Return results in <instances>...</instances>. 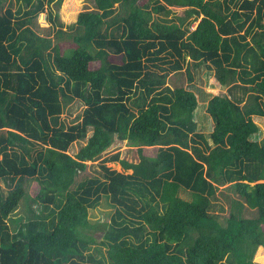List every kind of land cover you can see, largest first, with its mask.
<instances>
[{"label":"trees","instance_id":"obj_1","mask_svg":"<svg viewBox=\"0 0 264 264\" xmlns=\"http://www.w3.org/2000/svg\"><path fill=\"white\" fill-rule=\"evenodd\" d=\"M61 1L0 0V264H261L264 140L250 137L252 117L264 118V0H86L69 31ZM41 12L54 39L30 27ZM202 63L228 87L206 104L208 135L195 93L164 80L184 72L191 82ZM74 99L84 108L65 126ZM115 138L134 159L116 152L86 174ZM224 184L234 193L225 221L212 212ZM102 196L114 211L97 239L88 215ZM18 209L25 216L13 217ZM97 243L105 255H93Z\"/></svg>","mask_w":264,"mask_h":264},{"label":"rangeland","instance_id":"obj_2","mask_svg":"<svg viewBox=\"0 0 264 264\" xmlns=\"http://www.w3.org/2000/svg\"><path fill=\"white\" fill-rule=\"evenodd\" d=\"M145 0H139L138 4H143ZM66 0H62L60 3V6L57 12V16L59 20L62 23L61 28L65 31H69L68 25L75 24L77 21L78 14L84 10L91 9L92 4L90 1L86 0H69V5L67 9H65V13H71L69 15L64 14V7H66ZM52 6V5H51ZM53 8V6H52ZM184 8H173L174 13L177 15H181ZM119 10V7H117V11ZM118 13V12H117ZM161 15V14H160ZM163 16V15H162ZM173 14H170L167 16V18L172 17ZM33 23L30 24L31 29L36 33L37 36L42 37H49L51 39H54V34L56 33V25L52 26L49 21L45 19V12H41L38 14L36 18L33 19ZM196 25V22L192 24L191 28H194ZM51 26V27H50ZM60 26H57V28ZM69 29V30H68ZM60 44L63 48L70 46L73 42L71 41H65L60 40ZM118 59V58H117ZM96 63H92V66ZM97 65V64H96ZM193 79L191 82H188L187 75L184 72H180L178 74H172L171 72L168 73L164 80L167 85H170L171 87H174L175 85H183L186 88L192 90L197 99V105L195 112V120L197 123V130L200 132H203L205 135H208V133L211 132L212 128V121L211 119L207 118L208 115L205 113V107L208 103V100L211 98L214 94H226L228 87L227 86H218L217 83L213 80V70L209 69L207 67V64L202 63L199 66H192L190 67ZM84 108V104L78 100L74 99L69 101L63 108V112L60 116V120L65 124V126L70 125L71 123L75 122L78 119V116L81 114L82 110ZM255 124L258 126V132L253 134L250 138L252 140H264V118L261 117H252ZM263 119V120H262ZM263 122V123H261ZM91 131L88 132V136L90 135ZM86 143V139L74 142L69 150L67 151L69 154L74 155L78 149ZM131 147L128 145L127 140H119L117 138L114 139L113 143L102 153V155L96 159L95 161H87V168H86V174H96V172L99 170V163L102 162V159L106 156H110L116 152H119L120 158H126L128 160L134 159L132 157L131 153ZM134 150V149H133ZM156 152V149L153 147H146L143 150V154L147 156H153ZM136 155V154H135ZM137 156V155H136ZM135 156V157H136ZM106 165L110 167H114L118 170H121V167L117 161H109L106 163ZM130 173L131 171H127ZM2 186L3 182H0ZM250 185H253L251 183ZM228 186L227 184L219 185L218 189L216 191V198L213 199L214 208H212V212L216 214V212H219V207L221 206L223 208L221 214H218L219 217L223 219V217H227L230 210L233 209V206L231 207V204L229 203V200L232 199L234 193L229 191L228 188L225 189V187ZM25 187L27 188L28 192L31 195H34L38 190V184L33 180L30 179L26 182ZM6 191V190H4ZM222 193L228 194L230 197H225L222 195ZM179 195L182 198L188 199L189 195L188 193L181 189L179 192ZM114 211L113 204L110 203L109 199L106 196H102L99 204L95 207L89 210L88 218L92 224H94L95 227L91 229V232L93 235L99 239L101 230L103 229V224H106L110 220V216ZM235 211H239V214L242 217H253L256 214V211L254 209H250L246 206H240V208H235ZM14 216H25L24 209H18L17 212L13 215ZM93 246L97 247L98 250L93 251V255L100 257L101 254L105 255L106 248L97 243ZM259 256L258 259L260 260L261 264H264V256H262L260 253L257 255ZM79 264H91L90 262H81Z\"/></svg>","mask_w":264,"mask_h":264},{"label":"crops","instance_id":"obj_3","mask_svg":"<svg viewBox=\"0 0 264 264\" xmlns=\"http://www.w3.org/2000/svg\"><path fill=\"white\" fill-rule=\"evenodd\" d=\"M254 117H256V116H254ZM262 120H263V119H262ZM261 123H263V122H261ZM122 141H123V140H122ZM131 149H132V148H131ZM106 163H107V162H106ZM119 165H120V164H119ZM107 166H108V165H107ZM109 167H110V166H109ZM120 167H121V165H120ZM112 168H114V167H112ZM114 169H116V168H114ZM116 170H118V169H116ZM118 171H120V170H118ZM129 171H130V170H129ZM227 185H228V184H227ZM220 209H221V207H219V212L217 211L216 214H221V212H220L221 210H220ZM258 254H259V253H258ZM258 254H256V256H255L254 259H255L256 262H259V263H260V260L258 259L259 256H257Z\"/></svg>","mask_w":264,"mask_h":264}]
</instances>
